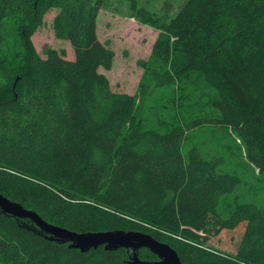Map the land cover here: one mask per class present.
Instances as JSON below:
<instances>
[{"label":"trees","instance_id":"16d2710c","mask_svg":"<svg viewBox=\"0 0 264 264\" xmlns=\"http://www.w3.org/2000/svg\"><path fill=\"white\" fill-rule=\"evenodd\" d=\"M102 5L0 0V194L78 233H148L186 264H264V205L232 195L240 180L221 157L182 151L188 130H231L264 178V0H185L168 19H144L161 32L132 95L114 94L98 71L114 58L96 33ZM51 9L73 59L51 47L42 57L31 43ZM162 87L170 95L158 109L171 114L151 124L158 106L144 100ZM224 230L239 235L233 250L214 240ZM129 255L82 252L0 211V264H130ZM137 255L157 259L145 247Z\"/></svg>","mask_w":264,"mask_h":264},{"label":"rangeland","instance_id":"374dc122","mask_svg":"<svg viewBox=\"0 0 264 264\" xmlns=\"http://www.w3.org/2000/svg\"><path fill=\"white\" fill-rule=\"evenodd\" d=\"M185 0H103L96 20L98 39L113 50L114 58L109 70L99 68L106 76L110 89L117 95H132L136 92L143 68L140 62L150 55L152 46L160 34V30L151 23L143 21L149 16L160 20L174 15ZM57 9L45 13L43 24L31 36V43L40 56L43 50L51 47L64 50L67 59L74 58V51L69 41L55 37L53 18ZM9 23L8 28L12 29ZM170 95L168 87L157 88L144 100V107L155 105L149 111L148 118L154 124L160 116L170 117L171 111H160L159 105L165 103ZM175 113V112H174ZM150 115V116H149ZM191 146L198 147L208 158L221 157V169L239 178V184L232 193L241 202L264 205V178L245 156L244 146L231 130L216 127H200L188 130L182 143L183 155ZM238 233L234 230L220 232L214 240L221 246L226 245L233 250Z\"/></svg>","mask_w":264,"mask_h":264},{"label":"water","instance_id":"95a60500","mask_svg":"<svg viewBox=\"0 0 264 264\" xmlns=\"http://www.w3.org/2000/svg\"><path fill=\"white\" fill-rule=\"evenodd\" d=\"M0 211L17 218L29 219L47 239L68 243L69 247L79 249L82 252L95 249L98 246H104L106 250L124 248L130 251L128 260L130 264H186L180 260L176 250L168 243L159 241L148 233L123 229L78 233L48 223L35 211L24 208L20 203L10 200L2 194H0ZM141 247L148 248L157 256V259L140 260L137 250Z\"/></svg>","mask_w":264,"mask_h":264}]
</instances>
